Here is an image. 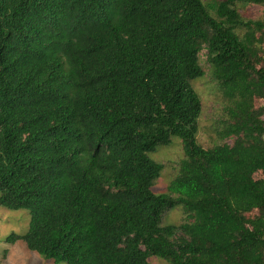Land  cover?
<instances>
[{"label": "trees", "instance_id": "1", "mask_svg": "<svg viewBox=\"0 0 264 264\" xmlns=\"http://www.w3.org/2000/svg\"><path fill=\"white\" fill-rule=\"evenodd\" d=\"M249 6L264 0H0V206L32 215L8 242L55 264H264V20ZM174 139L184 157L157 194L151 155ZM176 209L185 221L164 225Z\"/></svg>", "mask_w": 264, "mask_h": 264}, {"label": "rangeland", "instance_id": "2", "mask_svg": "<svg viewBox=\"0 0 264 264\" xmlns=\"http://www.w3.org/2000/svg\"><path fill=\"white\" fill-rule=\"evenodd\" d=\"M206 4H212L221 0H203ZM242 15L248 19H263L264 8L249 6L241 9ZM206 62V52L201 55ZM195 88L201 95L204 104V113L201 119V130L199 142L205 148H212L220 141L215 131L216 114L221 109L222 92L213 84L209 78L196 82ZM184 157L183 143L174 139L173 144L160 148L151 158L165 165L161 178L154 186L157 194L166 193L170 183L177 177L179 165ZM260 177V175H257ZM32 215L29 211H12L0 206V264H55L53 260L44 259L39 254L28 249L22 240L15 243L8 242L12 235L24 236L28 233ZM185 221V215L181 209L170 212L164 218V225H180ZM65 264V263H62ZM152 264H166L165 262L152 259Z\"/></svg>", "mask_w": 264, "mask_h": 264}]
</instances>
